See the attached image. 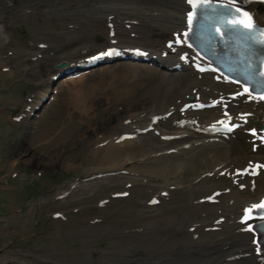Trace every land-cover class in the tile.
<instances>
[{"label":"bare ground","instance_id":"1","mask_svg":"<svg viewBox=\"0 0 264 264\" xmlns=\"http://www.w3.org/2000/svg\"><path fill=\"white\" fill-rule=\"evenodd\" d=\"M48 1L52 3L41 9L42 14L48 13L44 20L54 16L59 25L58 33L67 35L69 40L59 42L56 49L40 50L44 54L36 61L43 66L39 70L41 81L36 97L27 102L30 108L51 92L50 83L56 66L66 62L75 64L80 57L106 49L98 47L105 45L107 38L110 42L105 27L107 20L115 25L113 46H143L161 54L171 32L183 27L187 8L183 0ZM70 4H74L70 11L53 12L59 6ZM250 9L256 20L264 25V12L257 11L253 4ZM11 14L19 16L17 6H13ZM99 35H107L105 42L91 46V41ZM56 42L51 40V44ZM50 50L52 56L48 54ZM107 73L111 74L110 83L115 84L112 88L107 86L106 93L112 95L107 100L96 99L106 89L100 84L83 85V77H65L62 81L66 84L79 82L74 89L78 92L74 95L70 116L84 123L86 132L84 130L80 138L74 140V148L88 137L91 158L83 161L82 175L72 178L55 193L59 210L77 208L81 212L79 220L66 221L56 232L69 238L70 242L80 241L81 245L76 251L59 249V260L55 264H93L91 254H98L102 248H106L104 251L108 256L99 257L97 264H264V259L252 252L251 235L236 221L243 204L264 194V173L255 178L254 184L242 181L234 173L236 167L251 160L264 161V147H257L241 132L228 140L214 141L210 136L194 131L195 127H200L199 122L218 116L216 108L187 112L188 117L195 116L192 118L178 110L181 101L198 97L206 101L210 97L217 98L222 92H231L230 89L206 75L158 71L153 64H131L124 71L116 69ZM220 107L251 111L254 115L250 123L264 115L262 104L241 100ZM163 113H167L168 118L160 119L156 124L159 135L152 131L136 135V129L146 126L152 115ZM55 129L47 132V136L51 137L49 135ZM122 133L128 134L124 140L119 138ZM168 134H180L183 138L170 142L160 138V135ZM65 139L62 136L60 140L55 134L47 142L54 143L58 149ZM70 157L63 161L68 167L73 166ZM39 158L37 154H30L25 161L41 163ZM44 160L48 159L45 157ZM54 162L49 167L60 164ZM238 182L244 184V189H238ZM125 192L129 194L127 197H123ZM152 197L156 203L148 205ZM90 206L97 209H90ZM113 211L117 212L115 217L105 218ZM88 221L95 224H83ZM118 225L121 226V242L114 246L109 242ZM128 225H134L136 230H130ZM140 234L145 241L135 238L134 235ZM102 237L106 241L109 239L103 247L97 241ZM134 252L140 255L134 256ZM34 253L44 256L43 259H49L51 255L47 247Z\"/></svg>","mask_w":264,"mask_h":264},{"label":"rangeland","instance_id":"2","mask_svg":"<svg viewBox=\"0 0 264 264\" xmlns=\"http://www.w3.org/2000/svg\"><path fill=\"white\" fill-rule=\"evenodd\" d=\"M13 67L15 73L0 76V249L8 247L9 242H19L24 237L29 239L23 242L34 247L48 243L43 235L32 237V234L36 235L40 230H51L52 219L43 216L40 201L56 187H61L70 178L82 174L80 167L84 165V159L89 157V147L85 142L74 148V140H78L85 129L79 123L68 121V94L74 96L71 89L63 90L49 110L37 119L32 130L36 132V135L33 134L35 136L29 137L25 125L1 119L9 115L12 107L22 106L20 103L23 102L24 95L34 89V81L37 79V73L33 76L28 74L20 64ZM21 75H27L29 79H24L20 84H12L13 78ZM98 79L96 75L87 81ZM54 127L56 129L51 132L52 136L56 134L60 140L64 136L66 139L61 142L65 143L58 149L54 147V143L39 145L46 140L45 133ZM58 130L60 134H57ZM30 154L39 155L41 163H27L25 160ZM68 156H71L72 167H66L63 163ZM45 157L48 160H44ZM52 162L60 164L49 167ZM13 170L23 174L12 177ZM10 254L6 260H0V264H9Z\"/></svg>","mask_w":264,"mask_h":264},{"label":"snow or ice","instance_id":"3","mask_svg":"<svg viewBox=\"0 0 264 264\" xmlns=\"http://www.w3.org/2000/svg\"><path fill=\"white\" fill-rule=\"evenodd\" d=\"M232 2L235 3L236 0H232ZM244 2L246 3L247 0H244ZM188 3L195 10H197V13H199V10L201 8L212 7L210 0H188ZM235 13L236 15L233 16L232 24L233 26H240L247 30L246 35L248 36V39L252 41V43L249 44V47L251 48L254 44H257V43L264 44V39L255 40L253 38L254 35L256 34H259L260 36L264 37V29H260L259 26L254 23L252 19V15L249 12L244 11L242 8H239V7L235 9ZM188 17H189V23H193V20H192L193 13L192 12L188 13ZM179 42L180 40L178 39L177 43ZM112 51L113 50L110 49L108 54H111ZM99 55L102 56V55H105V53H100ZM261 75L264 76V73H261ZM246 79H252L251 75L246 76ZM237 83H239V81H237ZM244 91L245 92L249 91L247 86L244 87ZM261 98H264V96H262ZM252 131L254 132L255 129H253ZM252 207L253 208L264 207V201H261L260 205H253ZM249 227H251V225Z\"/></svg>","mask_w":264,"mask_h":264}]
</instances>
